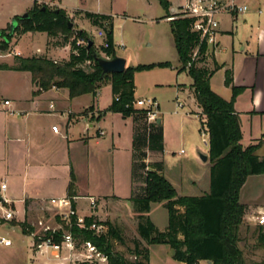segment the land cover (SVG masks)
Masks as SVG:
<instances>
[{
    "label": "crops",
    "instance_id": "obj_1",
    "mask_svg": "<svg viewBox=\"0 0 264 264\" xmlns=\"http://www.w3.org/2000/svg\"><path fill=\"white\" fill-rule=\"evenodd\" d=\"M33 1L29 0L25 4L26 12ZM35 1L54 4L57 8L63 9L69 17H72L73 24L77 23L79 25V29L85 30L84 27H96L97 35L99 31H103L104 35L100 36L103 40L106 39V26L94 25L85 14L87 12L110 16L114 45L113 16L105 0ZM167 1L169 3V15L163 16L162 19L169 23L168 17L173 15L172 13L178 7L186 4L187 0ZM236 1L247 4L249 8L250 3L254 2V0ZM249 8L243 14L220 13L222 14L220 16L230 20V28H225L219 21L216 36L217 42L215 45L207 47V56L204 64L209 68L213 67L214 62L220 65V68L209 79L210 87L211 78L214 74L218 70H223L225 73L227 69L231 70L232 85L244 87L234 101V109L240 121V144L243 147L255 144L256 148L253 153L259 159H262L264 157V31L262 34L260 33L261 35L255 42L251 43L248 40L239 41L238 50H235L232 46L229 50L225 44L221 45L222 42H225L223 39L225 35L231 36L234 34V28H237L234 23L239 15L242 16V21L239 25L242 27L247 26ZM256 13L260 15L262 10L258 8ZM27 33H38L45 39H51L45 32H25L23 35ZM169 34L173 37L171 31H169ZM46 42L48 41L46 40ZM62 43L65 46L69 45L68 43ZM13 51L16 52V48ZM227 51H230L232 56L234 54L239 55L238 57L241 61L239 70L236 71L233 65L234 59H232V62L223 61L222 57ZM15 55L21 56V53ZM68 58L69 55L60 61H66ZM13 65L14 63H6L5 61L0 63V183L4 182L7 185L3 194L9 199L10 207L14 208L16 212L15 205L21 204L22 206L23 218L21 220L14 218L17 222L16 224L26 220L34 227L33 232H39L36 228V221L42 217L45 220H49L46 217L49 213L46 210L48 206L46 199L68 194L71 173H73L74 177L73 193L77 197L75 203L80 214L85 216L93 214L96 219L108 221L120 230L123 229L126 234L130 235L133 233L137 237L136 212L134 211L131 197L137 192H143L145 183L142 180V174H145V171L154 170L164 176L178 195L200 196L209 192L211 166L209 160V135L208 144H204L201 138L204 148L199 149L198 145L192 144L190 146L195 152L186 156L185 160L175 162L170 156L172 151L168 147L169 135L166 124L163 117H160L164 111L165 97L157 86L164 84L165 80L146 83L143 89H141L137 80L139 73L150 72L152 69L170 68L174 71L176 70L175 77L170 79L174 80L175 86L170 95V98L174 100V112L178 111L176 109L188 104V109L184 114L193 115V117L199 119L200 133L205 117L201 115V108L194 97L191 77L189 76L190 81L183 82L179 80L175 84L176 80H178L177 74L180 70V62L173 66L170 64L171 66L166 67H153L134 73V99L152 97L157 102L158 119L156 123L160 125L162 134L161 149L149 148L142 139V142L134 143L136 133L141 136L147 133L144 120H132L131 116H124L122 113V115L112 113L110 110L103 113L102 108H99L98 105V99L101 96V86L95 96L84 94L71 98L68 89L64 87L38 88L32 83L29 71L7 68ZM182 73L188 74L185 71ZM104 83L110 90L109 101L105 105L109 107L113 99L111 84L109 81ZM223 84L227 90H224V93L215 92L228 100L231 97V86H227L224 83V74ZM3 99L10 100V105L2 106L1 100ZM177 102L181 103V107L177 105ZM90 107L92 111L85 112ZM136 109L140 110L139 108ZM9 110H12L13 113H10ZM53 126L57 127V131L52 129ZM181 153H185V151L179 149V154ZM105 154L110 155L113 158L112 160L117 163V166L124 167L125 172L136 170L135 177L130 174L129 192L123 196L111 193L97 194L96 191L91 192V187L88 183L89 175L92 171L102 167L103 164L99 160ZM201 154L206 155V160L203 161L199 158ZM141 163L144 164L143 168L139 166ZM251 176L260 177L258 183H264V173L248 175L239 191V203L244 206L242 220H246L249 223H253L250 219L251 214L257 209L264 207L263 201L252 200L248 197V195L250 196L248 192L251 188V184H248V179ZM88 197L97 199L96 206L92 210L88 206ZM82 200L87 201V206L81 205ZM154 203H150L148 216L152 223L162 231L168 224V210H166L167 216L164 221L158 222L152 216ZM179 211L182 212L183 207H179ZM28 235L31 237L33 248L34 237L31 233ZM179 238H182L181 234H179ZM166 246L168 247V244L146 245L149 251L148 264L151 262V252L154 249ZM33 250L38 252L35 248ZM169 255L168 264H186L173 259L172 253ZM198 263L211 264L210 261L205 260H200ZM57 264L61 263L58 261Z\"/></svg>",
    "mask_w": 264,
    "mask_h": 264
},
{
    "label": "trees",
    "instance_id": "obj_2",
    "mask_svg": "<svg viewBox=\"0 0 264 264\" xmlns=\"http://www.w3.org/2000/svg\"><path fill=\"white\" fill-rule=\"evenodd\" d=\"M169 15V3L160 0ZM85 16L97 26H106L108 47H103L105 57L115 56L112 39L111 17L104 14L87 13ZM68 15L63 9L50 7L33 1L27 10V16H14L17 25L10 34L0 29V43L7 48L14 34L25 32H45L49 37H61L70 45L69 58L54 62L43 56H15L11 69L29 71L32 83L40 89L64 87L71 98L84 94L95 96L100 86L106 81L111 84L113 99L108 110L120 112L124 116L131 111H138L132 106L134 101V73L153 67L170 66L169 62L126 66L120 73L102 75L94 55V44L86 48L89 39L81 31L76 33L67 24ZM193 18L177 17L169 21L175 49L179 57L180 70H186L192 79L191 87L209 135L210 190L200 196L178 195L170 182L158 172L151 170L142 174L145 183L143 192L131 197L136 212L138 237L133 240L135 258L131 261L121 252L114 250L113 240L122 242L121 230L106 221V236L94 234L92 230L71 228L75 238L90 240L107 256L108 264H148L149 251L146 245L168 244L172 257L186 264H198L200 260L211 264H246L239 247V229L244 213V206L239 203V191L248 175L264 173V157L259 159L253 152L256 145L243 147L240 144L241 131L234 101L244 87L232 85L231 70L224 73V83L231 86V97L226 100L214 92L209 83L211 75L220 68L216 62L212 68L204 62L207 56L205 42H199V36L191 30ZM81 38L84 44L78 41ZM198 45L197 58L192 60L193 49ZM97 55V54H96ZM116 97L118 98L116 100ZM143 115V114H142ZM156 122L149 125L147 133L134 136V143L145 142L149 148H162L161 129ZM142 139V140H141ZM141 168L144 164H139ZM73 173L68 186V195L73 196ZM166 201L168 224L159 230L150 220L148 211L151 202ZM183 207V211H179ZM95 218L93 214L85 217L86 225ZM5 221V220H4ZM13 224L17 222L10 220ZM25 234L34 231L26 220L18 222ZM257 242L264 249V227L257 226ZM50 232H46L49 235ZM179 234L182 238H179ZM59 241V232L53 235ZM146 244V245H145ZM74 264H94L76 262ZM264 264V260L255 263Z\"/></svg>",
    "mask_w": 264,
    "mask_h": 264
},
{
    "label": "rangeland",
    "instance_id": "obj_3",
    "mask_svg": "<svg viewBox=\"0 0 264 264\" xmlns=\"http://www.w3.org/2000/svg\"><path fill=\"white\" fill-rule=\"evenodd\" d=\"M29 0H0V29L5 32L8 31V26L14 17L21 16L26 12L25 4ZM55 1V0H52ZM72 1V0H70ZM183 1V0H182ZM40 4H45L50 7H57L54 4L37 1ZM111 14L113 16V38H114V51L117 55L127 60L126 66H136L139 64H156L160 62H169L172 66L179 63V57L175 52V45L173 37L169 34L170 25L165 22L162 17L165 15L160 0H105ZM74 3V2H72ZM250 10L248 12V24L246 27H242V16L239 15L235 21L237 28H234V34L229 36L225 35L223 38L225 44L229 50L232 46L235 50L239 49V41L245 40L255 42L256 39L264 31V0H254L250 3ZM183 6L178 7L172 14L175 18L181 16ZM260 8L262 13L259 15L256 13ZM222 14H217L216 19L225 28H230V20L225 19ZM69 17V16H68ZM73 24L72 17H69ZM8 21V22H6ZM6 22V23H5ZM77 23L73 24L74 30H80L86 35L94 44V51L98 56L105 57L102 49L103 39L97 35L96 27H84L85 30L79 29ZM261 33V34H260ZM1 40V39H0ZM46 40L48 42H46ZM82 44L85 41L81 38L78 39ZM61 37H51V39H45L38 33L14 34L5 52H0V63L5 61L6 63H14L15 54H20L22 57L31 56H43L54 62H60L64 57H68L70 54V45H64ZM57 44V45H55ZM64 45V46H63ZM16 48V52L13 49ZM54 50V51H52ZM230 51H227L222 57L223 61L232 62L237 70L241 66L240 58L238 54L232 56ZM170 65V66H171ZM157 67V66H156ZM155 67V68H156ZM176 71V70H175ZM174 70L170 68H156L150 70V72H142L137 75V80L141 89H143L146 83H153L155 81L165 80L164 84L157 86L158 90L164 95L165 101L163 106V112L160 117L166 124V129L169 135L168 147L172 153L173 160L180 162L185 160L184 158L195 152L190 145L196 144L202 149L204 145L201 142V136L199 133L200 121L198 118L185 115L184 112L188 109V104H185L177 112H174V100L170 98V95L174 89V80H170L175 77ZM186 70H179L175 84L179 80L186 82L190 81L189 74L182 73ZM223 70H218L216 74L211 78V89L224 93L227 90L223 84ZM106 82V81H105ZM158 84V83H156ZM159 85V84H158ZM152 88V87H151ZM101 96L98 99L99 108H102L103 113L109 112L108 107L105 105L109 101L110 90L108 86L103 83L100 88ZM141 94V92H140ZM143 95V94H141ZM227 95V94H226ZM105 107V108H103ZM92 111V108H87L85 112ZM112 113L119 112L111 111ZM142 112L131 111L126 116H131L132 120H144ZM198 115V114H197ZM109 137V135H108ZM107 139V138H105ZM190 146V147H189ZM179 149H183L185 153L179 154ZM192 149V150H191ZM110 155H103L100 157L99 162L102 167L97 168L90 173L89 185L91 192L99 193H111L114 195L123 196L129 192V186L131 183L130 174L135 177L136 170L132 172L124 170V167L117 166L115 160ZM260 177L251 176L248 179V184H251V188L248 193V197L252 200H258L264 202V183H258ZM252 182V183H251ZM139 193V192H137ZM166 201H158L153 205L152 216L156 221H164L166 218ZM82 206H87V201L82 200ZM87 208V207H86ZM16 216L15 219L21 220L23 218L21 204L15 205ZM46 222L48 224H54V215L49 212ZM13 220V219H12ZM0 219V235L8 237L12 241L10 247H5L0 244V264H57L59 260L50 256L48 251L34 252L31 243V237L28 234H23L18 224H12L10 221L3 222ZM37 226V225H36ZM13 228V229H12ZM40 231V227H36ZM256 226L253 223H249L246 220H242L239 229V247L243 252V256L246 264H255L264 260V249H262L257 242ZM122 242L113 240L114 250L121 252L126 258L131 261L140 260L139 257L135 258L133 252L134 244L133 240L137 236L133 233L126 234L121 229ZM166 249V250H165ZM167 251V252H166ZM172 253L171 248L159 247L154 249L150 254V264H168L167 259ZM61 264H69L67 262H60Z\"/></svg>",
    "mask_w": 264,
    "mask_h": 264
},
{
    "label": "built area",
    "instance_id": "obj_4",
    "mask_svg": "<svg viewBox=\"0 0 264 264\" xmlns=\"http://www.w3.org/2000/svg\"><path fill=\"white\" fill-rule=\"evenodd\" d=\"M248 5L238 3L236 0H187L183 5L180 17L193 18L191 30L199 36V42H205L206 46L215 45L217 42L216 36L218 33L219 23L216 19L219 13H234L243 14L248 11ZM175 16L168 17L169 20ZM99 36H103L104 32L99 31ZM103 47H108L106 39L102 42ZM5 52V51H4ZM198 45L193 49L192 60L197 58ZM118 98L116 97V100ZM2 106H9L10 100H1ZM181 106L180 102H177ZM132 106L139 108L143 113L145 126L156 122L158 119L157 102L152 97L134 99ZM13 113L12 110H9ZM52 129L57 131V127ZM202 142L208 144V132L205 122L200 128ZM7 185L4 182L0 183V219L10 221L15 218L16 212L10 207L9 199L5 197L3 192ZM77 197L64 195L60 197H51L46 199V210L54 215V224L50 225L42 217L36 221V225L40 227L39 232H32L34 237V246L36 251H48L51 256L59 262H67L74 264L76 262H89L94 264H108L107 256L101 252L98 247L90 240H81L75 238L71 232V228L76 226L80 229L92 230L96 235L106 236L108 233V224L105 221L94 218L89 225L85 223V215L78 212L75 200ZM97 199L88 197V206L91 210L96 206ZM251 221L255 226L264 227V207L254 211L250 216ZM46 232H50L46 235ZM59 232L61 238L55 241L53 235ZM0 244L10 246L12 241L5 236L0 235ZM201 264V263H198Z\"/></svg>",
    "mask_w": 264,
    "mask_h": 264
},
{
    "label": "water",
    "instance_id": "obj_5",
    "mask_svg": "<svg viewBox=\"0 0 264 264\" xmlns=\"http://www.w3.org/2000/svg\"><path fill=\"white\" fill-rule=\"evenodd\" d=\"M22 17L27 16V12H25L24 14L21 15ZM67 24L70 28L73 27L72 22L70 21L69 17H67ZM17 25V20L13 17L11 22H10V34H12L14 27ZM76 33H79L80 30H75ZM92 44V41L89 40L87 42L86 48H88L90 45ZM6 50V48L4 47V45L2 43H0V52H4ZM99 67L101 68L102 71V75L103 74H107V73H120L122 72L125 67H126V59L115 55L111 58H104L98 55H94ZM199 158L201 160H206V155L201 154L199 155ZM2 199V197H0V200Z\"/></svg>",
    "mask_w": 264,
    "mask_h": 264
}]
</instances>
